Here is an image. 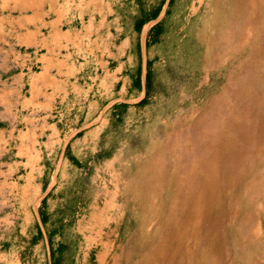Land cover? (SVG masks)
Instances as JSON below:
<instances>
[{"label": "rangeland", "instance_id": "rangeland-1", "mask_svg": "<svg viewBox=\"0 0 264 264\" xmlns=\"http://www.w3.org/2000/svg\"><path fill=\"white\" fill-rule=\"evenodd\" d=\"M49 4L0 0V264H51L62 240V264H143L155 243L160 264H264V0H196L190 23L146 50V103L126 96L125 107L102 99L118 87L92 46L55 101L30 86ZM156 162L164 180L148 188ZM195 175L197 225L186 204L185 227L166 228L181 240L159 245L152 214H167L176 178ZM37 208L54 215L48 240L32 239Z\"/></svg>", "mask_w": 264, "mask_h": 264}, {"label": "crops", "instance_id": "crops-1", "mask_svg": "<svg viewBox=\"0 0 264 264\" xmlns=\"http://www.w3.org/2000/svg\"><path fill=\"white\" fill-rule=\"evenodd\" d=\"M67 1L50 0L47 19H40V26L32 31L35 47L45 50V55L36 57L40 70L30 76L29 83L41 93L38 96L45 94L44 101H55L62 92L61 86L71 78H78L74 71L78 59L74 55L85 46L102 53L103 78H112V86L118 87L116 95L101 96L102 99L108 97L119 105L127 101L126 96L141 101L146 91L147 69L152 70V61L146 55L148 46L156 43L164 29L171 28L176 20L186 21L188 17L187 25L196 13V0H124L117 10L112 0H88L85 4ZM31 35L25 32L24 38ZM138 74L140 87L136 86ZM35 214L36 231L32 239L40 236L48 240L56 226L46 228L47 237L43 223L52 222L54 215L40 208Z\"/></svg>", "mask_w": 264, "mask_h": 264}, {"label": "bare ground", "instance_id": "bare-ground-1", "mask_svg": "<svg viewBox=\"0 0 264 264\" xmlns=\"http://www.w3.org/2000/svg\"><path fill=\"white\" fill-rule=\"evenodd\" d=\"M247 137L249 138V135H247ZM233 158H230V160H233ZM240 159H242V158H240ZM164 172H165L164 171V166L162 164H160V163L158 164V162H156L155 165L153 163L152 164L148 163L146 165V173H147V175L144 178L145 185L148 188H152V185L154 186L155 184H157V182L159 183V182L163 181L164 180V177H163ZM189 178L191 180L190 182H189ZM175 180H176L175 183H174V189L175 190H174L172 199L170 201L169 208H167V214L164 213V215L162 216V219H160L161 216L160 217H157V218H154V217L158 216L155 213L152 214L151 219L149 217V219H150V221H149V231H151L153 229L157 230V229H161V228L165 227L166 232H165V234L163 236H161V238L159 240V245H161L163 243V245L166 244L167 247L169 245L168 242H170L171 240H177L178 242H179V240H181V237L180 236L182 235V233H179V232L176 233V238H175V236L173 235L174 232L171 233L166 228L171 229L172 227H176L177 225L178 226L185 227V226L182 225V220L184 219V214H185V211H186V209L184 208V206L186 204H188L187 210H191V211H194L196 213L194 215V217H196L195 218V222H196V225H197V175H195V177H193L192 179H191V177L185 176L184 179H177L176 178ZM158 195H159V192H158ZM146 197H147L146 198L147 199V202L148 201L149 202H152V200L154 198V195L152 193V190L149 191L146 194ZM180 201L184 202L180 206V210H181V215L180 216L181 217L178 216V214L176 212L177 211V207H179V202ZM165 211H166V209H165ZM112 228H115V227H112ZM176 230L179 231V228H177ZM168 240H170V241H168ZM110 242H112V241H110ZM173 242H176V241H173ZM157 244L158 243L153 244L151 246V248L149 249V251L145 254L144 259H143L144 260L143 264H160V263H158L157 254H154V253L157 252V250L159 248V246H157ZM170 244H171V242H170ZM170 246H172V245H170ZM160 255L162 256L163 262L166 261L167 258L170 259L171 263L176 259L175 256L168 255L165 250H164V254L163 253H160Z\"/></svg>", "mask_w": 264, "mask_h": 264}, {"label": "trees", "instance_id": "trees-1", "mask_svg": "<svg viewBox=\"0 0 264 264\" xmlns=\"http://www.w3.org/2000/svg\"><path fill=\"white\" fill-rule=\"evenodd\" d=\"M141 24V20L138 21V27ZM160 33V32H158ZM145 80H146V91H145V96L144 98L139 101V103H146L147 97H148V93L151 87V81H152V73L149 69H147L146 75H145ZM136 86L140 87V78H139V74H138V78H137V83ZM122 106H126L125 103H122ZM58 231L57 228H55L54 230H52V235L56 234ZM67 243L65 242V240H62L61 242L58 243L57 248L55 251L51 252V264H62V253L64 251V249L66 248Z\"/></svg>", "mask_w": 264, "mask_h": 264}]
</instances>
